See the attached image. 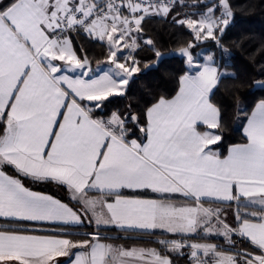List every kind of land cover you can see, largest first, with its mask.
Segmentation results:
<instances>
[{
    "label": "snow or ice",
    "instance_id": "obj_1",
    "mask_svg": "<svg viewBox=\"0 0 264 264\" xmlns=\"http://www.w3.org/2000/svg\"><path fill=\"white\" fill-rule=\"evenodd\" d=\"M157 18L189 30L178 53L191 74L171 98L105 111L127 95L140 52L163 58L145 27ZM233 18L230 0L0 3V264H264V98L239 110L243 142L223 155L214 95L229 73L194 52L211 40L228 53ZM77 38L106 50L96 69ZM241 87L264 90V76ZM21 177L63 187L70 202ZM112 228L122 235L101 232Z\"/></svg>",
    "mask_w": 264,
    "mask_h": 264
},
{
    "label": "trees",
    "instance_id": "obj_2",
    "mask_svg": "<svg viewBox=\"0 0 264 264\" xmlns=\"http://www.w3.org/2000/svg\"><path fill=\"white\" fill-rule=\"evenodd\" d=\"M191 4L194 0H186ZM234 18L223 35V41L228 46V53L222 54L216 47L215 42L208 40L199 44L194 52L198 54V62L204 54L215 53V60L218 64L227 66L229 76L225 77L218 89L215 90L214 101L218 103L222 111V140L217 151L223 155L228 147L235 143L243 142V125L240 109L250 112L259 99L264 98V90L257 89L249 91L250 88L241 87L234 90L235 86L264 76V0H230ZM187 11H196L187 9ZM147 36L155 39L158 49L166 52L170 49H178L184 43L192 40L189 30L174 27L170 20L150 19L146 25ZM75 46H81L87 50L92 65L96 66L97 61H104L106 50L102 49L99 42L90 41L84 38H77ZM82 55V53H81ZM141 71L134 74L133 81L128 86V93L125 97L111 98L107 103L105 111L123 109L129 104L138 106L141 110L150 105L159 97L170 98L178 89L179 78L188 71L185 59L165 58L159 62L157 67L144 71L145 67L155 58L150 52H140ZM215 147V146H214ZM10 174L16 175L12 168L6 169ZM24 184L34 190L49 193L64 201H69L67 191L55 183H33L30 179L21 177ZM85 227L79 233L91 231ZM102 234L110 236L122 235L115 228L101 229ZM75 238H80L75 236ZM146 239V238H145ZM116 242H123L118 240ZM223 243V241H219ZM130 245L132 241H127ZM246 241L244 244L246 245ZM142 245H154L141 243ZM156 246V245H155Z\"/></svg>",
    "mask_w": 264,
    "mask_h": 264
},
{
    "label": "crops",
    "instance_id": "obj_3",
    "mask_svg": "<svg viewBox=\"0 0 264 264\" xmlns=\"http://www.w3.org/2000/svg\"><path fill=\"white\" fill-rule=\"evenodd\" d=\"M9 2V0H0V3H8ZM206 55H208V54H206ZM205 54L203 55V58H202V60L200 61V62H198V63H204L205 61H204V57L206 56ZM96 67H97V65L96 66H93L92 65V68L93 69H96ZM101 67H106V65H101ZM189 68V67H188ZM186 73H188V74H191V71H190V69H188V71L186 72ZM186 73H184V74H186ZM183 74V75H184ZM69 75H73L72 73H69ZM178 89H179V84H178ZM178 89H177V91H178ZM176 91V92H177ZM176 92H175V94H176ZM174 94V95H175ZM173 95V96H174ZM172 97V96H171ZM170 97V98H171ZM257 103V102H256ZM254 107V106H253ZM246 123V122H245ZM236 144V143H235ZM233 145V144H232ZM231 146V145H230ZM229 146V147H230ZM228 147V148H229ZM227 154V151H226V153L224 154V155H226ZM6 174H8V175H13V174H10L9 172H7L6 171ZM13 176H15V175H13ZM25 186L26 187H29V186H27L26 184H25ZM30 188V187H29ZM30 190H32V191H36V192H40V193H43V194H46V195H51V194H49V193H46V192H42V191H39V190H34V189H32V188H30ZM53 196V195H52ZM67 196H68V199H69V201H64V200H62V199H60L62 202H65V203H69L70 202V196H69V194H68V192H67ZM55 198H57V199H59L58 197H56V196H54ZM75 202L74 201H72L71 202V204H74ZM71 204H70V206H71ZM228 219L229 220H231L232 219V215H231V213H229V215H228ZM24 225H26L27 227H29V228H36L38 231H37V233L36 234H47V233H50L52 230H53V228H54V225H52V224H50V223H47V222H28V221H25V222H22ZM116 243H121V244H123V242H116ZM130 246H131V244H130ZM139 246H145V247H155V245H142V244H140ZM75 251V250H74ZM74 258V257H73ZM60 260H61V264H68V261H69V258H67V257H61L60 258Z\"/></svg>",
    "mask_w": 264,
    "mask_h": 264
},
{
    "label": "water",
    "instance_id": "obj_4",
    "mask_svg": "<svg viewBox=\"0 0 264 264\" xmlns=\"http://www.w3.org/2000/svg\"><path fill=\"white\" fill-rule=\"evenodd\" d=\"M162 53L164 54V56H163V58L161 60H163L165 58L185 59L184 57H182V56L179 55L178 49H170V50H168L166 52H162ZM158 64L159 63H157L156 59H154L150 64H148L145 67L144 71L149 70V69H152V68H155V67H157ZM255 90H257V89H249V91H255Z\"/></svg>",
    "mask_w": 264,
    "mask_h": 264
},
{
    "label": "rangeland",
    "instance_id": "obj_5",
    "mask_svg": "<svg viewBox=\"0 0 264 264\" xmlns=\"http://www.w3.org/2000/svg\"><path fill=\"white\" fill-rule=\"evenodd\" d=\"M206 55V54H205ZM84 232H86V231H84Z\"/></svg>",
    "mask_w": 264,
    "mask_h": 264
}]
</instances>
